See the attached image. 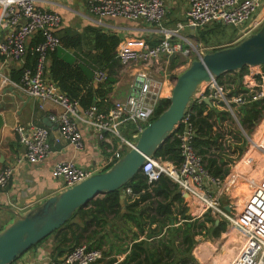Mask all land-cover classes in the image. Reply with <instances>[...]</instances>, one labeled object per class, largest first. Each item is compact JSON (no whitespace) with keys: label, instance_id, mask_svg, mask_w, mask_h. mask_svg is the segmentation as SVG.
Segmentation results:
<instances>
[{"label":"built area","instance_id":"obj_1","mask_svg":"<svg viewBox=\"0 0 264 264\" xmlns=\"http://www.w3.org/2000/svg\"><path fill=\"white\" fill-rule=\"evenodd\" d=\"M85 1L88 11L98 22L106 18L118 17L143 20L156 26L161 35L158 42L152 45L136 38L119 42L115 49V59L119 64L123 67L143 68L135 72L126 98L114 102L106 113L98 112L94 105L81 111L76 102L44 78L49 54L61 46L60 39L55 34V30L60 26L59 15L54 11L39 8L34 0H0V28L9 29L5 37L0 40V57L22 63L28 51L35 57L34 66H22L19 83H11V85L24 96L41 102H51L59 107L58 114L48 116L49 121L58 129L55 142L65 141L74 150H82L83 136L77 123L83 118L84 123L95 130L97 140L108 142L110 145L112 156L94 172L86 171L72 161L55 164L52 169L53 175L62 181L64 190L81 183L93 174L105 171L123 156L118 151L112 150L106 135L118 137L128 150L134 147L137 138L129 141L123 139L121 128L131 122L139 134L150 122L155 106L150 104L151 96H155L156 100L159 99L161 79L168 77L161 68L168 65L172 54L188 56L194 52L196 59L205 54L202 49H196V46L191 45L187 38H182L188 46L186 49L183 48L182 43L171 42L183 25L177 24L172 30L162 27L166 14L164 0ZM260 9H264V0H189V7L185 13L186 26L192 31L212 23L234 28L243 26L241 36L246 37L260 28L264 22V15L254 24L250 22L257 18ZM35 33H40L42 41L29 49L27 40ZM161 58H164V62ZM107 77L108 73L105 69H97L92 74L91 83L95 86L103 84ZM263 80L264 78H260L258 81L254 75H251L249 81L244 83L245 91L236 94L233 92L234 84L226 81L222 84L217 78H212L198 89L193 100L200 101L207 98L211 104L232 115L238 107L264 98ZM191 114L188 106L175 132L179 142L181 163L176 166L154 157L146 159L141 171L146 177L147 184L152 186L161 175H165L179 187L182 193L188 194L194 216L199 218L209 213L212 217L221 215L226 218L230 227L242 235L239 252L228 264H264V184L248 177L229 176L227 180L229 185L239 189L238 179L244 180L249 192L241 211L237 215L229 216L230 212L226 211L225 207H221L224 180L212 176L206 170L201 157L193 147L195 129L191 122ZM14 132L23 147L22 153L17 158V165L24 162L40 163L51 153L49 128L33 123L27 126L18 124ZM243 136L248 137L244 132ZM249 146L264 153L262 143L251 140ZM243 159H246L245 165L252 164V156H245ZM14 169L13 166H6L0 170V190L5 189ZM126 191L130 192L129 189ZM102 258L101 249H88L85 244H79L56 261L51 260L49 264H96ZM10 264L25 263L17 258Z\"/></svg>","mask_w":264,"mask_h":264},{"label":"crops","instance_id":"obj_2","mask_svg":"<svg viewBox=\"0 0 264 264\" xmlns=\"http://www.w3.org/2000/svg\"><path fill=\"white\" fill-rule=\"evenodd\" d=\"M34 3L39 8L54 11L59 15L60 26L55 30V34L59 37L60 40L62 38L69 39L77 36L80 37L81 42L77 47L64 46L62 44L56 50V55L62 60L70 62L72 65L86 66V68H89L92 74L95 70L99 69L102 66V62L98 60L97 52H95V49L93 47L94 43L92 31H98L106 35L116 36L120 39V42L129 38H136L142 39L150 45L158 42L161 37L156 26L149 24L143 20H127L125 18L118 17L106 18L98 22L88 11L85 0H34ZM164 4L166 7V14L162 22V27L164 29L172 30L177 27V24H182L183 27L179 29L177 36L172 38L171 42L182 43L183 48L185 49L188 48V46L182 41V38H187L190 41L191 45L196 46V44H200L197 39L199 37L198 34L200 32H205L206 30H209L214 26H206L195 31H192L186 26L185 13L189 7V0H164ZM261 10H263L262 12L264 15V9ZM8 30L9 29L7 28H0V40L5 37V35L8 33ZM242 32L243 29H237V31L235 30L233 34L236 35V37H228L226 41L227 43H225L224 46H232L243 40V38L245 37L241 36ZM253 32H255V30L251 33ZM216 34L222 33L218 32L214 35ZM35 35L36 33L27 40V46L29 48L35 45ZM212 37V34L210 36H206L207 39H211ZM187 57L188 56H185L183 54H176L174 58H172V60H175L180 64H178L174 69L177 70L181 68V66L187 64L190 61ZM180 58L182 60L181 62H178L177 59ZM161 59L162 62H164V58ZM114 62L115 66L112 69L114 74L111 73V78H113L114 83L110 85V91L105 95V97L101 101L102 103L98 106V110L100 112H107L114 102L122 101L126 98V96L129 94L130 83L135 72L143 68L141 66L123 67L115 58ZM171 62L172 61L170 60L168 64H170ZM24 64L25 60L22 63L20 61L3 59L0 57V115L3 118V126L0 130V170L6 166L15 167L9 183L4 190H0V231L7 225H9L17 215H22L28 212L29 210L42 204L48 198L58 195L64 190L62 181L53 175L52 169L55 164L63 161H72L78 167H81L86 171L94 172L96 168L100 167L112 156V151L110 150L109 143L98 141L96 138L95 130L89 128L84 123L82 118V120L78 121L77 123L83 136L84 147L82 150H74V148L67 144L65 141L55 142L54 139L58 136V129L55 124L51 123L52 127L49 128L51 153L48 155V157L40 163L24 162L21 165L16 164L17 158L23 151V147L20 145L18 138L14 132L15 126L18 124L27 126L31 123L39 125L42 124V120L44 118L48 119V116L52 114H58L60 112L59 107H57L55 104L51 102H41L39 100L24 96L22 92L11 85V76H14L18 70H21ZM49 64L50 57L47 60V68ZM261 67H249L242 74L239 71L233 73L231 72L223 75L221 80L234 84L233 92L239 94L245 91L244 83L249 81V77L251 75H254L255 79L258 76L260 78H264V76L261 75ZM105 70L107 72L110 71L107 68H105ZM46 73L47 70L45 72L44 78L49 81ZM108 76H110V72L108 73ZM161 81L162 82L159 91V99L168 97L165 92H167L166 83L169 81V79L168 77L162 78ZM9 87L14 88L16 93L23 96V98L19 99L15 97L14 99H12V92L9 91ZM93 87L96 86L93 85ZM104 88H106V84L104 85ZM263 88L264 80L262 81V89ZM207 107L215 108L217 110H223L214 106L213 104H211V106L207 105ZM237 109L231 116L234 120V127L238 129V132H240V134L243 136L244 131L238 124ZM205 114L206 112L204 113V115ZM127 124L133 123L129 122ZM127 124H125L124 126H126ZM40 126H43V124ZM225 126L226 125L224 124L223 127ZM215 128L216 127L213 128L214 132L216 130ZM255 128L257 129V125L254 127V130ZM122 129L123 128H121V132ZM230 129L231 130L225 129V140H230L233 143H236L237 140H234L232 137L236 134L237 130L233 128ZM263 132L264 129H261L259 134H254L259 135L258 138H261V141H259L258 143H262L264 145V137H261V134ZM129 135L131 140H134L138 137L139 134H137L135 129H133L130 130ZM106 137L112 145V150L118 151L119 154H122L124 151L128 150L118 137L110 135H106ZM254 142H256V140ZM245 150L242 153V159L251 152V150H248V153L245 155ZM252 150L254 149L252 148ZM245 162L246 159L235 164V167L233 168L235 169V171H233L232 175L238 177H248L264 184V153L259 152L258 154H253L251 165H245ZM242 182L243 184H245L244 180H242ZM180 193L182 197V192L180 191ZM128 195L129 194L126 190H121L119 192L118 215L121 217L126 213L127 206L131 202V199ZM103 198L104 195L98 196V199ZM184 203L188 208V214L193 217L194 209L192 208V205L190 203H187L186 200H184ZM138 206V208H140L139 210L143 211V213L141 214V220L143 221V223H147L149 221V218L151 216H154V201H143ZM151 206L154 207L152 208ZM99 207L101 210L103 209L102 206ZM92 208L95 209V206H88L85 210L89 211ZM174 208L176 209L177 205H175ZM100 217H102L104 220H107V225L100 232L97 239L90 242V244H96L98 242L97 240H100L102 244L101 248L103 252V258L96 264H117L130 253L133 243L143 240L149 245H156L157 241L162 238L161 234L155 237L151 234H146L144 236L138 235L137 228L135 227L133 222L126 221L125 224H123L122 222H117V219L121 217H115V215L111 213L107 214L106 212H104V209ZM193 218L198 217L194 216ZM200 218L201 217H199V219ZM182 222L183 221L179 220L177 217V220L174 224L172 220L170 221V226L177 227L181 225ZM90 223H95V220H93L90 215L84 216L83 219H81L80 216H77L71 222L72 225H78L80 227L77 230L76 235L80 233L79 230L81 228L87 226ZM118 228H120V230H118ZM97 230L99 231V228H97ZM238 234L240 235L239 232ZM115 235H118V238H116ZM148 236H150V238H147ZM238 239L240 243H242V237L241 240L240 238ZM76 240V236L73 237L72 241L74 242ZM77 242L79 244L86 243L84 239H79L77 240ZM61 248L66 247L63 244L59 243L57 234H52L46 239L42 240L33 248L29 249L18 259L20 262H23L25 264H49L51 260L54 261V258L57 254V259H59L66 253L59 251V249ZM206 249L209 252L208 249L210 248L208 247ZM208 252H206V256L202 261L197 257V255L195 256L196 253L194 254V258L197 257L196 259L199 264H204L203 261H207L211 258L212 253ZM233 253L235 255L238 253V251H234ZM111 260L115 261L112 262ZM229 262L222 261L221 264H228ZM210 263L212 264L213 260H211Z\"/></svg>","mask_w":264,"mask_h":264},{"label":"trees","instance_id":"obj_3","mask_svg":"<svg viewBox=\"0 0 264 264\" xmlns=\"http://www.w3.org/2000/svg\"><path fill=\"white\" fill-rule=\"evenodd\" d=\"M222 29L220 24H216L211 29L200 32L197 38L198 42L207 46L209 39H207L206 36H210L211 34L214 35L218 32L222 33ZM92 33L93 47L95 52H97L98 60L102 62V66L99 69L107 68L110 70V76L107 77L103 84L93 87L91 83L92 73L86 66L72 65L70 62L59 58L55 53L56 51L50 53L48 56V59L50 57V64L46 74L49 81L52 82L60 92L76 102L81 111L92 105L96 106L98 110V106L102 103V99L110 91V85L114 83L113 78H111V73L114 74L112 69L115 66V49L120 42V39L116 36L106 35L98 31H92ZM222 34L224 35V33ZM41 41L42 38L40 33H36L34 44L36 45ZM80 42L79 36L69 39L62 38L60 40L61 45L63 44L64 46L71 47H77ZM219 49L221 48H215L212 51ZM34 64L35 57L28 51L24 66L32 67ZM178 64L180 63L172 60L169 64V69H174ZM245 70H247L246 67L239 72L242 74ZM261 75L264 76V65L261 67ZM20 77L21 70H18L14 76H11L10 80L12 83L18 84ZM222 77L223 75L217 77L219 83H221ZM256 79L259 81L260 77L258 76ZM105 84L106 88H104ZM168 103L169 101L167 98L157 100L150 122L167 108ZM189 108L192 112L191 122L195 129L193 147L197 155L201 157L206 170L212 176L224 180L229 173L230 165L233 164L235 159L241 156L245 150V138L238 132V129L234 127V120L229 112L208 108L203 100H193ZM98 112L100 111L98 110ZM205 112L206 114L204 115ZM263 114L264 98L252 101L237 109L238 124L246 135L252 133L254 127L260 122ZM224 124L226 125L225 127H223ZM214 127H216L215 132L213 131ZM230 128L237 130L236 134L232 137L234 140H237L236 143L225 140V129L231 130ZM133 129H135L133 124H127L123 127L121 136L125 140H131L129 132ZM176 131L177 130H174L170 137L157 149L154 158L168 161L178 166L181 163V157L179 142L175 137ZM126 152L127 151H124L122 154ZM232 154L235 155V158L230 157ZM178 188L179 187L165 175H161L158 181L150 186L147 184L146 177L142 171H140L120 190L105 194L103 199L96 198L85 206L86 208L78 209L71 219L53 234H57L59 243L63 244L68 250L79 245L77 242L79 239L85 240V245L88 249L95 248L102 250L100 240H97L98 242L96 244H90L92 240L95 241L97 239L100 232L107 225V220H104L100 215H102L104 209V212L107 214L111 213L114 214L115 217H121L118 215L119 192L129 189L130 192L128 196L131 202L127 206L126 213L121 218H118L117 222L125 224L126 221H131L137 228L138 235L144 236L146 234H151L155 237L161 234L162 238L157 241L156 245H149L143 240L133 243L130 253L117 264H195L196 259L192 251L198 243L196 237L201 236L204 239L214 240L226 230V222H218L216 224L215 218L209 213H205L200 219L190 216L188 214V208L181 197L180 189ZM147 200L154 201L155 203V207L151 206L152 208L154 207V216H151L147 223H143L141 220L143 211L139 210L140 208H138V205ZM175 205H177L176 209L174 208ZM88 206H95V209L92 208L89 211L85 210ZM99 206H102L103 209L101 210ZM89 215L95 220V223H90L81 228L79 230L80 233L76 235L80 227L78 225H72V220L77 216L83 219L84 216ZM177 217L179 220L183 221L181 225L177 227L170 226V221L172 220L174 224ZM97 228H99V231ZM118 230H120V228H118ZM75 236L77 240L73 242L72 239ZM115 237L118 238V235H115ZM235 241L238 243L235 239L230 240L228 243L233 245ZM207 245H199L196 249V254L201 257L202 249L208 248ZM237 248L238 245H235V247L227 250L225 255H222L221 258L211 257L213 258L212 264H221L222 261H229L230 258L234 257L233 252L238 251L239 248ZM208 250L215 251V249L212 248ZM111 261L113 262L115 260Z\"/></svg>","mask_w":264,"mask_h":264},{"label":"water","instance_id":"obj_4","mask_svg":"<svg viewBox=\"0 0 264 264\" xmlns=\"http://www.w3.org/2000/svg\"><path fill=\"white\" fill-rule=\"evenodd\" d=\"M172 54L170 60L174 58ZM264 65V22L260 28L246 36L237 44L210 51L193 60L190 65L174 79L167 108L149 122L139 133L134 147L101 173L93 174L81 183L63 190L58 195L45 200L28 212L17 215L12 222L0 231V264H10L33 246L40 243L71 219L80 208L87 206L99 195L120 190L129 180L141 171L146 159L154 157L157 149L170 137L181 122L185 110L192 102L198 89L212 78H217L243 68ZM239 80V79H238ZM12 99L23 96L9 87ZM211 106L209 99L203 100ZM157 102L151 96V105ZM43 126L52 127L44 118ZM3 118L0 115V130ZM248 136V135H247ZM187 201L189 196L182 193ZM229 212V206H225ZM219 220H216V224ZM147 238H150L148 236ZM59 251L67 252L68 248ZM58 254L54 261L57 260Z\"/></svg>","mask_w":264,"mask_h":264},{"label":"rangeland","instance_id":"obj_5","mask_svg":"<svg viewBox=\"0 0 264 264\" xmlns=\"http://www.w3.org/2000/svg\"><path fill=\"white\" fill-rule=\"evenodd\" d=\"M262 11L263 10H261V9L258 10V12H257V18H255V19H253V20L250 21L252 24H254L263 15V12ZM216 24H219V23H212V24H209L207 26L208 27L209 26H212V25L215 26ZM220 25H221V28H223L222 29V33H225V35H223V34L213 35V37L211 39H209V43L207 44V46H205V45H203L201 43L200 44L198 43V44H196V49H202L203 52L206 53L207 51H212L215 48H220V47L221 48H225L226 46H224V44L227 43L226 42L227 41V38L230 37V36L231 37H236V35L233 34L235 32V30L236 31H237V29L238 30H242L244 28L243 26H240L238 28H234L232 26H225V25H222V24H220ZM258 29L259 28H257V30ZM194 55H195L194 52H192L190 55H188L187 58L190 61L187 64H185L184 66H181V68H179L177 70H175V69H169V67H168L169 64L166 67L162 66V68H161L162 71L165 72L166 74H168V79L170 81V82L168 81L166 83L167 84V92H165V94L168 97L171 96V89H172V86L174 84L175 77H177L181 72H183V70H185L190 65V63L193 60L196 59ZM181 60H182L181 58L180 59H177L178 62H181ZM153 70H156V69H153ZM221 82L223 84L224 81L221 80ZM169 88H170V90H169ZM263 124H264V114H263V117L260 120V122L257 124V129L255 128V130L253 129L254 132L252 131L251 134H247L248 137L244 136L245 137V139H244L245 140L244 146H245V149H246L245 150V155L248 153V150H251V152L249 154H247L246 157H248V156H252L253 157V154H258L259 153L257 151L252 150V148H250L249 145L251 143V140H254V141L256 140V142L261 141V138H258L259 135H255L254 133H258L259 134V132L261 131V129H264L263 128V126H264ZM261 137L262 138L264 137V132L261 134ZM242 155L239 156L237 159H235L234 163L229 167V173H228L227 177L224 179L223 185H222L223 186L222 187L223 191H222V196H221V207L229 206V212H230L229 216H231V217L234 216V215H237L241 211L242 204L245 202V199L249 195L247 186L245 184H243V182H241L242 181L241 179H238L237 187H239V189L233 188V186L232 185H229V182L227 181L228 180V177L233 174V171H235V169H233L235 167V162L238 163L240 161V158L242 157ZM231 156L235 158V155L232 154ZM187 203H190L189 199H187ZM213 218H215V220H219V222H226V230L223 233H221L218 238H216L214 240L204 239L201 236H197L196 237V240H197L198 243L196 244L195 248L192 251L193 256L196 253L195 250L197 249V247L199 245L202 246L203 244H209L208 245L209 248L215 249L214 253L212 252L213 250H209V252H208L207 249H206L207 247L204 248V249H202L201 257L198 256L197 254H195V256L197 255V257L201 261L205 258L206 252L212 253L211 254V257L221 258V256L224 255L227 250H230L232 247H235V245H238V248L241 246V243H239L238 238H240V240H241V237L242 236H240L241 234L239 235L238 232H236L232 227H230L228 220L226 218L222 217L221 215H215V216H213ZM224 236H225V238H224ZM232 239H236L238 241V243L235 241L233 243V245H230L228 242L230 240H232ZM197 257H195V259ZM232 258H230V260H232ZM211 260H213V258L212 259L210 258L207 261L205 260L206 262L203 261V263L204 264H211L210 263ZM195 264H199V262L197 261V259H196Z\"/></svg>","mask_w":264,"mask_h":264},{"label":"bare ground","instance_id":"obj_6","mask_svg":"<svg viewBox=\"0 0 264 264\" xmlns=\"http://www.w3.org/2000/svg\"><path fill=\"white\" fill-rule=\"evenodd\" d=\"M255 182V181H254ZM235 230V229H234ZM236 231V230H235ZM242 236V235H241ZM238 252H239V250H238ZM232 261V260H231Z\"/></svg>","mask_w":264,"mask_h":264}]
</instances>
